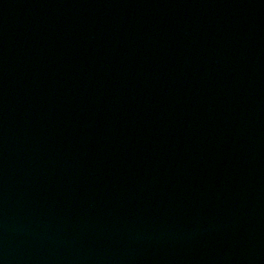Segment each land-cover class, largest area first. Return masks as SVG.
Masks as SVG:
<instances>
[{
  "label": "water",
  "instance_id": "95a60500",
  "mask_svg": "<svg viewBox=\"0 0 264 264\" xmlns=\"http://www.w3.org/2000/svg\"><path fill=\"white\" fill-rule=\"evenodd\" d=\"M0 264H264V0H0Z\"/></svg>",
  "mask_w": 264,
  "mask_h": 264
}]
</instances>
